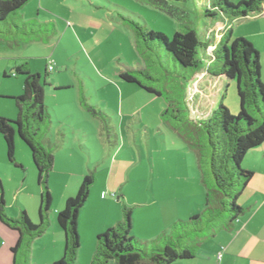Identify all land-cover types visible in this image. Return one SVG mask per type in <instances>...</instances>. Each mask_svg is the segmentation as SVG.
Masks as SVG:
<instances>
[{"label":"trees","instance_id":"trees-1","mask_svg":"<svg viewBox=\"0 0 264 264\" xmlns=\"http://www.w3.org/2000/svg\"><path fill=\"white\" fill-rule=\"evenodd\" d=\"M167 1L186 0H155L153 4L162 10V5ZM29 2L0 0V46L19 49L31 42H48L56 34L53 25L37 21L11 22V26L15 27L14 32L11 26L2 30L8 24L7 20L19 15ZM263 5L264 0L240 1L236 5L228 0H213L209 7L202 6V9L209 19L218 16L238 20L259 15ZM123 21L133 31L135 48L143 65L136 68L126 66L118 71V78L123 83L136 85L146 93L162 98L166 107L160 114L161 119L196 157L205 188L204 206L187 221L178 220L170 225L167 232L147 241L132 235L131 209L122 202V219L96 236L90 264H173L176 261H189L195 257L204 240L222 230H231L244 212L236 205V200L251 182L253 173L241 168V162L248 152L264 145V119H256L257 115L262 116L264 109L260 56L246 39H232L229 28L223 30L224 35L218 41H215V32L206 28L204 40H201L195 30L185 23L168 39L161 33L147 31L127 18H123ZM154 43L178 65V79L170 76L166 67L160 66L167 75L156 66L158 64L152 60V55L148 54L153 50ZM211 46L214 48L208 52ZM202 70L205 75L199 79ZM52 71L46 68L44 77ZM3 76L22 77V95L10 98L17 109L16 118H0V135L6 147L7 159L14 167L21 168L14 157L17 135L30 151L40 201L36 224L30 221L25 211H21L17 217L10 216L0 183V223L17 235L16 243L10 249L11 264H32V244L50 226L52 198L48 179L53 168V147L45 148L44 137L51 120L43 102L39 74H32L26 61ZM196 79H199L197 90L204 79L222 88L221 100L233 81L239 104L238 115L231 116L220 100L210 110L208 117H203L201 109L195 104L196 93L190 92ZM155 83L160 86L156 87ZM79 99L92 115L99 116L103 121L108 119L100 110L89 106L82 95ZM205 150H208V171L203 169ZM208 175L210 182L206 179ZM94 182L95 175L90 171L83 177L75 196L68 198L63 209L57 213L56 223L64 235V247L61 259L52 264H77L80 246L78 217Z\"/></svg>","mask_w":264,"mask_h":264},{"label":"rangeland","instance_id":"rangeland-1","mask_svg":"<svg viewBox=\"0 0 264 264\" xmlns=\"http://www.w3.org/2000/svg\"><path fill=\"white\" fill-rule=\"evenodd\" d=\"M153 1L155 0H30L19 15L7 20L8 24L4 25L2 30L10 27L11 22L18 24L21 21H37L53 25L56 34L48 42H31L19 49L0 46V118H16L17 109L10 98L22 95V77H4L3 72L9 74L14 65L26 61L30 72L39 74L43 102L51 117V125L44 139H52V143L60 144L61 134H65L67 139L62 155L70 158L69 167L84 168L85 175L90 171L94 173L95 182L90 190L101 188L107 192L108 188L121 189L126 191L131 202H141L152 192L156 194L159 190L178 185L180 194L183 193L182 201L188 205L197 201L199 191L191 183L194 180V171L189 159L184 157L183 141L161 119L160 114L166 107L162 98L148 94L136 85L122 83L125 86L122 93L124 114L117 112L119 90L115 86V80L118 81V71L126 66L136 68L143 65L142 58L135 48L133 31L124 23L123 18L143 26L147 31L161 33L168 39L186 23L195 30L199 39L204 40V22L209 18L205 17L204 9L196 0L167 1L162 5V10L155 7ZM212 1L204 0V5L209 7ZM228 1L236 5L247 0ZM11 31H15L14 26H11ZM152 48L148 54L152 55V60L158 64L156 66L161 72L167 75L160 67L164 66L171 73L170 76L178 79V65L157 43H154ZM48 61L54 63L53 71L44 77ZM55 79L61 85H73L67 86L69 88H64V91L58 94V98L63 99L59 100L56 108L54 95L48 92L44 96L48 85L53 84ZM199 79L190 87L193 94H197L196 84ZM261 81L264 84L263 76ZM154 85L160 86L159 83ZM125 88L136 92V96L132 98V107L126 104ZM17 93L20 94L9 96ZM82 93L89 106L96 107L106 115V121L92 115V112L86 110L82 102L78 101L76 106L87 112L91 118L90 122L83 121L74 106L75 94L79 97ZM222 93L221 88L216 94V103L221 100L219 97ZM221 103L231 116L238 115L239 104L233 81L230 82ZM66 113H72L73 116L66 118ZM10 115L12 119L9 118ZM256 119H264V109L262 116L257 115ZM81 126L87 128L90 135L87 146L73 141L80 136V128L77 127ZM44 146L49 149L47 142ZM207 151L203 153L205 171H208ZM253 154L260 160L264 155V145L248 152L241 162V168L246 162L248 167L255 165L256 158L250 160ZM14 157L21 168L14 167L8 161L6 147L0 135V183L2 191L5 190L4 197L9 202L15 193L16 181H24L26 190L20 195L19 201L30 209L35 198L34 192H40V189L36 183V171L30 151L17 135ZM176 160L182 162L183 166L177 167ZM249 171L253 173L255 181L263 182L264 179L257 172ZM206 179L210 182V175ZM63 183L64 180L57 173H50L48 188L52 200L63 188ZM248 188L236 200L237 206L246 204ZM199 203L204 206L201 200ZM35 256H38L37 249Z\"/></svg>","mask_w":264,"mask_h":264},{"label":"crops","instance_id":"crops-1","mask_svg":"<svg viewBox=\"0 0 264 264\" xmlns=\"http://www.w3.org/2000/svg\"><path fill=\"white\" fill-rule=\"evenodd\" d=\"M196 2L201 7L205 6L204 0H196ZM206 28L208 30L212 29L215 32V41H218L219 38L224 35L223 30L226 28L231 30L232 37L247 39L259 53L261 76L264 77V5L263 11L257 16L238 20H229L216 16L204 22V30ZM4 73L7 74L6 71H4L3 74ZM204 75L205 72L202 70L200 76L202 77ZM80 82H78V84H80ZM115 82V86L119 90L117 112L122 115L124 114L122 113V93L123 87L125 86H123V82L119 78L118 81L115 80ZM67 86L72 87L73 85H61L56 79L53 81V84L48 85L47 92L45 91L44 96L47 95L48 92L54 95V108L58 106L59 100L63 99L61 97L58 98V94L62 93L61 91H64V88H69ZM198 90L199 92L194 95L195 104L201 109V115L203 117H208L210 110L216 105V94H218L219 88L214 84L208 83L207 80L204 79L199 83ZM126 92V104L128 107H132V98L136 96V92H133L131 89H126ZM19 94L20 93L15 95L10 94L9 96H18ZM82 96L84 97V93H82ZM78 101H80V99L76 97L75 94L74 106L77 107L78 114L83 121L86 123L90 122L91 118H89L88 113L76 106ZM130 114H132V111ZM10 116L9 118L12 119V115ZM72 116V113H66V118ZM76 125L78 126V124ZM77 128H80L79 132H81V134L80 136L77 135L79 137L73 141L79 144L84 143L82 146H87L90 140L88 129L84 128V126ZM169 128L171 129L170 126ZM61 136L62 143L60 144L52 143V139H44V145L45 142H47L49 146L53 147V168L51 172L57 173L60 178L64 180V183L62 185L63 188L57 192V195L52 200L49 214V228L32 244L31 262L33 264H52L61 259L64 247V235L57 226L56 216L57 213L63 209L66 200L75 196L86 172L84 168L73 169L72 166L69 167L68 163L70 158L64 154L62 155L64 143L67 138L64 133H62ZM183 145L184 150L182 151L185 153L184 157L185 159H189L191 162H189L191 164L190 166L193 167L194 174L192 178L194 180L191 183H193L194 188L199 191L197 201L190 204L188 203V205L183 203L181 198L183 193L180 194L178 185L173 188L159 190L156 194L152 192L150 196H146L141 202H131L126 191H122L121 189H116V191L108 188V193L101 188L94 189L93 191L90 190L88 199L78 217L77 230L80 246L77 264H90L92 255L95 251L96 236L122 219V202L131 209L132 235L138 239L147 241L154 240L160 234L167 232L172 223L182 219H189L202 210L203 206H201L199 201L201 200V202L204 203L205 188L201 182V172L197 166L195 155L192 156V152H189L185 143ZM185 151L189 154L187 155ZM257 154L258 152L256 155ZM256 155L250 158L251 161L254 160V157L256 158L255 165H252L253 167H248V163L246 162L243 168L257 172L258 175L264 179V155H262L260 160L259 157H257L258 155ZM176 161L177 167L183 166L182 162ZM257 163L258 165H256ZM16 182L15 193L13 198H11V200L9 199V202L4 197L5 190L2 191V197L7 205V213H9L10 216H17L21 211H25L30 221L36 224L40 192L39 190L34 192L35 198H33V203H31L30 209H28L26 205L21 204L19 201L20 195L26 190L25 183L24 181ZM247 187H249L247 202L244 206H240L244 212L234 222L232 229L222 230L214 237L204 240L192 260L176 261L173 264H264V180L262 183H259L254 180L253 175ZM102 194H104V197H102ZM16 240V233L0 223V264H11L12 255L10 249L15 245ZM35 247L38 251V256H35Z\"/></svg>","mask_w":264,"mask_h":264},{"label":"built area","instance_id":"built-area-1","mask_svg":"<svg viewBox=\"0 0 264 264\" xmlns=\"http://www.w3.org/2000/svg\"><path fill=\"white\" fill-rule=\"evenodd\" d=\"M214 46H211L208 48V52H211L213 50ZM53 65L54 63L52 61H48L47 63V69L48 71H52L53 70ZM102 197H104V194H102Z\"/></svg>","mask_w":264,"mask_h":264}]
</instances>
